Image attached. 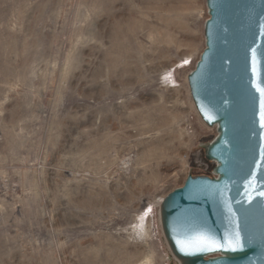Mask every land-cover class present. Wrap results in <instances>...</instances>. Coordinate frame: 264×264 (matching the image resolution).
Masks as SVG:
<instances>
[{
    "label": "rangeland",
    "instance_id": "obj_1",
    "mask_svg": "<svg viewBox=\"0 0 264 264\" xmlns=\"http://www.w3.org/2000/svg\"><path fill=\"white\" fill-rule=\"evenodd\" d=\"M207 18L205 0H0V264H181L154 200L213 175L187 83Z\"/></svg>",
    "mask_w": 264,
    "mask_h": 264
},
{
    "label": "water",
    "instance_id": "obj_2",
    "mask_svg": "<svg viewBox=\"0 0 264 264\" xmlns=\"http://www.w3.org/2000/svg\"><path fill=\"white\" fill-rule=\"evenodd\" d=\"M205 46L187 75L196 111L217 135L204 147L213 175L189 173L160 203L163 233L182 264H264V128L251 86L252 49L264 80V0H205ZM211 116L213 119H209ZM256 173L255 191L245 181ZM247 193L252 199H248ZM206 233L221 244L239 233L242 248L182 250L178 240ZM216 254L215 256H210Z\"/></svg>",
    "mask_w": 264,
    "mask_h": 264
},
{
    "label": "snow or ice",
    "instance_id": "obj_3",
    "mask_svg": "<svg viewBox=\"0 0 264 264\" xmlns=\"http://www.w3.org/2000/svg\"><path fill=\"white\" fill-rule=\"evenodd\" d=\"M252 74L254 77H257L256 79H253L251 86L254 89L256 93L259 94L260 98V111H259V123L260 127L264 128V80H261L258 76V69L257 65L259 64V61L256 56V49H252ZM209 119H213V117L209 116ZM261 160L257 161V167L261 165L262 162H264V150L260 153ZM246 185L251 188L253 191H255V188L257 186V176L255 172H252L249 176V178L245 181ZM248 199L251 200L252 196L251 194L247 193ZM257 195L264 197V191H260L257 193ZM178 244L181 245L182 250H191L195 249L197 251H204V250H213V249H221V248H228L230 250H237L239 248H242L243 245L240 240L239 233H236L234 238H225V243L221 244L219 241H217L214 237L206 234V233H198L196 236L188 239V240H178Z\"/></svg>",
    "mask_w": 264,
    "mask_h": 264
},
{
    "label": "bare ground",
    "instance_id": "obj_4",
    "mask_svg": "<svg viewBox=\"0 0 264 264\" xmlns=\"http://www.w3.org/2000/svg\"><path fill=\"white\" fill-rule=\"evenodd\" d=\"M130 163V158L128 157V158H125V159H123V163H122V165L123 166H125V165H128ZM184 181V180H183ZM183 183V182H182ZM163 198H164V196L162 195V196H159V197H157L155 200H154V202H155V204L156 205H158V206H160V203H161V201L163 200ZM178 259V258H177ZM179 260V259H178ZM180 262H181V264H182V261L181 260H179Z\"/></svg>",
    "mask_w": 264,
    "mask_h": 264
},
{
    "label": "trees",
    "instance_id": "obj_5",
    "mask_svg": "<svg viewBox=\"0 0 264 264\" xmlns=\"http://www.w3.org/2000/svg\"><path fill=\"white\" fill-rule=\"evenodd\" d=\"M194 175H198V174H194ZM203 175H208V174H203ZM208 176H212V175H208Z\"/></svg>",
    "mask_w": 264,
    "mask_h": 264
}]
</instances>
